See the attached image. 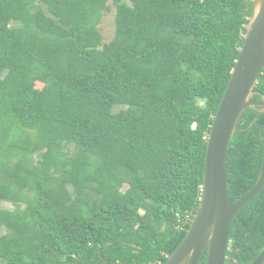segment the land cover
Segmentation results:
<instances>
[{"label": "trees", "instance_id": "trees-1", "mask_svg": "<svg viewBox=\"0 0 264 264\" xmlns=\"http://www.w3.org/2000/svg\"><path fill=\"white\" fill-rule=\"evenodd\" d=\"M114 4L105 43L109 0H0V264H164L199 210L253 0ZM259 109L229 146L233 203L261 173ZM263 249L264 187L235 217L224 264Z\"/></svg>", "mask_w": 264, "mask_h": 264}, {"label": "water", "instance_id": "water-1", "mask_svg": "<svg viewBox=\"0 0 264 264\" xmlns=\"http://www.w3.org/2000/svg\"><path fill=\"white\" fill-rule=\"evenodd\" d=\"M263 69L264 0H253L240 57L208 135L199 210L186 237L164 264H200L206 250V264H224L235 217L262 191L264 159L255 187L233 203L229 194L227 160L229 146L244 113L258 107L256 115H264V94L256 89ZM254 95H260L261 101H253ZM252 264H264V249Z\"/></svg>", "mask_w": 264, "mask_h": 264}, {"label": "rangeland", "instance_id": "rangeland-1", "mask_svg": "<svg viewBox=\"0 0 264 264\" xmlns=\"http://www.w3.org/2000/svg\"><path fill=\"white\" fill-rule=\"evenodd\" d=\"M122 2H127V0H121ZM115 0H109L110 9L104 14V18L99 25V29L104 37V42H109L112 40L115 34V15H116V6L114 4ZM38 89H43L42 84H37ZM121 107H114V112L120 111ZM3 208L12 210L13 206L8 203L3 204Z\"/></svg>", "mask_w": 264, "mask_h": 264}]
</instances>
